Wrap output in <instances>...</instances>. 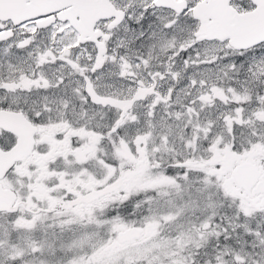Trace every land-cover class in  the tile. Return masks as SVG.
Returning a JSON list of instances; mask_svg holds the SVG:
<instances>
[{
  "label": "snow or ice",
  "instance_id": "obj_1",
  "mask_svg": "<svg viewBox=\"0 0 264 264\" xmlns=\"http://www.w3.org/2000/svg\"><path fill=\"white\" fill-rule=\"evenodd\" d=\"M0 264H264V0H0Z\"/></svg>",
  "mask_w": 264,
  "mask_h": 264
}]
</instances>
